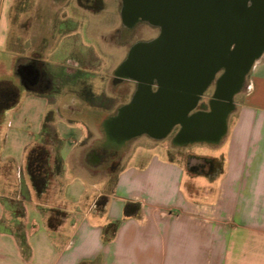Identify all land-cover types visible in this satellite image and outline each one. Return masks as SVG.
<instances>
[{
  "label": "crops",
  "instance_id": "0c3cea01",
  "mask_svg": "<svg viewBox=\"0 0 264 264\" xmlns=\"http://www.w3.org/2000/svg\"><path fill=\"white\" fill-rule=\"evenodd\" d=\"M19 1L33 0H0V80L20 89L18 101L0 114V264H264V50L234 93L242 97L217 145H224L222 152L202 156L222 161L218 175L204 174L208 182L167 152L138 144L109 184L93 167L99 163L78 160L88 128L58 116L52 120L58 142L48 148L62 170L38 196L26 154L58 103L19 84L25 64L18 70L20 55L8 46L10 13ZM7 59L13 73L2 69ZM110 117L103 119L106 132ZM194 142L200 141L189 144ZM92 149L97 148H88L86 156ZM65 157L73 158L69 170ZM101 197L103 211L96 207ZM14 200L21 201V217L14 214ZM43 208L65 211L57 228L48 227ZM18 222L27 255L15 235ZM113 222L116 229L105 240L104 229Z\"/></svg>",
  "mask_w": 264,
  "mask_h": 264
},
{
  "label": "rangeland",
  "instance_id": "374dc122",
  "mask_svg": "<svg viewBox=\"0 0 264 264\" xmlns=\"http://www.w3.org/2000/svg\"><path fill=\"white\" fill-rule=\"evenodd\" d=\"M120 2L121 0H105L106 9L97 14L78 7L75 0L17 2L10 13L8 46L16 49L20 55L18 70L32 57L37 59L38 64L41 60L47 62V70L58 77L51 90L42 91L49 97L52 105L58 103L56 110L51 111L53 120L58 116L71 118L77 120L74 122L76 125L88 128V138L83 142L86 146L78 153V160L91 166L86 151L90 147L99 149L103 153V159L93 167L109 184L114 181L118 169L138 144L161 149L186 166L189 157L193 155L219 156L224 147L217 146L220 142H194L181 147L173 144V133L162 138L140 134L119 143L108 141L103 119L114 115L121 106L128 103L136 87L132 77L122 79L116 71L125 61L127 51L133 44L142 43L154 35V30L141 22L124 31L118 10ZM63 19L65 23L60 25ZM10 60L4 61L2 69L13 73ZM223 71L224 69H220L215 74L196 107L192 109L193 112L209 109L216 80ZM19 80L20 86L26 87L21 74ZM18 90L20 91L19 88ZM241 97L239 93L233 95L232 108L226 122L234 112L235 101H239ZM71 103L74 106L68 107ZM64 145L60 149L62 153ZM65 158L64 168L69 170L73 158ZM212 165L214 170L210 172L211 175L197 169H188V172L203 174L195 177L208 182L206 176L213 178L219 174L221 158H214Z\"/></svg>",
  "mask_w": 264,
  "mask_h": 264
},
{
  "label": "water",
  "instance_id": "95a60500",
  "mask_svg": "<svg viewBox=\"0 0 264 264\" xmlns=\"http://www.w3.org/2000/svg\"><path fill=\"white\" fill-rule=\"evenodd\" d=\"M123 3L125 12L133 18L167 25L172 36L162 48L156 42L136 46L140 59L131 56L132 72L128 74L144 83L113 118L118 117V128L124 133L119 142L143 133L163 136L166 129L180 123L188 127L191 141L218 144L226 132L232 97L254 59L264 50V0H123ZM125 66V62L119 66L120 74ZM139 67L144 69L145 76L138 72ZM159 69L166 73L181 72V78H176L175 73L169 79L174 87L181 79L183 82L188 72L186 102L174 92L159 94L149 90L146 82L151 78L147 76ZM220 69L224 71L216 80L209 109L191 112ZM106 133L108 141L112 140L110 131Z\"/></svg>",
  "mask_w": 264,
  "mask_h": 264
},
{
  "label": "flooded vegetation",
  "instance_id": "af4514ba",
  "mask_svg": "<svg viewBox=\"0 0 264 264\" xmlns=\"http://www.w3.org/2000/svg\"><path fill=\"white\" fill-rule=\"evenodd\" d=\"M75 3L78 7L82 8L84 10L90 11L93 14L100 13L106 9L105 0H75ZM118 10L120 11L119 14H120L121 23L125 28L124 31L129 30L130 28H132L133 26L137 25L140 22L147 25L148 27H150L151 29L154 30V35L150 39L142 41V42H156L158 44V47L162 48L163 45L165 44V41H170L172 35H170L167 25H161V24H157V23L153 24V23H150L149 21L144 20V19L139 18V17L133 18V16L131 14L125 12L123 0H121V2L118 4ZM64 23L65 22L63 19V21H62V23H60V25H63ZM138 44H140V43L137 42L129 48V50L127 51L126 58H125L124 62L129 63L130 58L133 55H136L137 58L140 59L139 58L140 54H141L140 50L136 49V46ZM36 60H37L36 58L32 57V59H30L29 62H27L25 64V66L22 68L21 75L25 80L26 86L29 87L30 89L34 90L35 92H42L43 89L51 90L54 87V85L57 83L58 77H55V75L51 74L47 70V64H46L47 62L46 61L41 60V62L38 64V62ZM118 69L116 71V74L120 75L122 79H125V78L130 79L131 78L129 76V74L125 71L124 68H122V70H121L122 74L119 73ZM138 72L141 73L142 76H145L146 72L144 71V69L139 67ZM175 73H176V78H178V79L181 78V72H178V71L175 72L174 71V72L166 73L163 71V69H159V70L153 72L152 75L148 74L149 76H147V78H151L150 81L146 82V84L149 87V90L151 92L159 93V94H162V93L166 94V93H173L174 92V93L180 95V100L182 102L183 101L186 102V100H188V72L185 74V78H183V82L181 79L182 84L180 83L178 86L174 87L170 84L169 79L172 78V76L175 75ZM131 80H133L136 84L135 90L132 94V96H133L134 93L136 92V90L139 88L140 84H142L144 82H142L140 80H136L134 78H131ZM202 94H201V96H202ZM132 96H131V99H132ZM200 97H199V99H200ZM199 99H198V101H199ZM191 112H193V111H191ZM117 114H118V111L114 115H111V117H110V119H108V121L109 122L111 121L110 123H112L114 120L113 118L116 117ZM110 123L106 127L107 131L110 130V128H109ZM170 133H173L172 134V141H173V144H175L177 146L184 147L187 144H189L191 141L188 138V127L183 126L180 123H175L171 127H169L168 129H166L163 136H159V137L153 136V135H151V136L156 137V138H162V137L169 135ZM143 134H148V133H143ZM148 135H150V134H148ZM118 139L119 138H117V137L112 138V140H114L116 143H119ZM87 159L92 164L100 163L101 160L103 159V153L99 149H92L88 153ZM187 165H188V167L195 168L199 171L211 172L214 170L212 163L205 160V158L202 156H194L193 155V156L189 157V159L187 161Z\"/></svg>",
  "mask_w": 264,
  "mask_h": 264
},
{
  "label": "trees",
  "instance_id": "16d2710c",
  "mask_svg": "<svg viewBox=\"0 0 264 264\" xmlns=\"http://www.w3.org/2000/svg\"><path fill=\"white\" fill-rule=\"evenodd\" d=\"M19 97V90L8 79L0 80V114L1 112L13 106ZM203 111V110H202ZM52 114L48 112L43 120L41 132L38 136V142L30 147L26 154V168L33 189L38 196H41L49 187L53 178L60 174L62 170V161L56 157L53 162L51 161L50 150L48 145L58 142L57 132L52 125ZM1 123V117H0ZM205 160L212 163V159ZM106 202L105 197L98 198L96 201V207L99 211H103L104 204ZM14 207V214L17 217L23 216V206L21 201H12ZM44 212L48 213L47 224L50 229H55L61 223L65 217V211L59 208H43ZM116 222L110 223L104 229V239L107 240L114 233L116 229ZM15 235L18 238V242L22 251L29 253V247L25 240L24 232L21 229V223H17V229ZM87 264V263H80Z\"/></svg>",
  "mask_w": 264,
  "mask_h": 264
},
{
  "label": "bare ground",
  "instance_id": "6f19581e",
  "mask_svg": "<svg viewBox=\"0 0 264 264\" xmlns=\"http://www.w3.org/2000/svg\"><path fill=\"white\" fill-rule=\"evenodd\" d=\"M125 65H127V66L124 67L125 71L127 73H131L132 71L130 70L129 63L125 62ZM112 133H113L114 137H117V138H119L120 136H122L124 134L118 128V117L114 120V122L112 124Z\"/></svg>",
  "mask_w": 264,
  "mask_h": 264
}]
</instances>
